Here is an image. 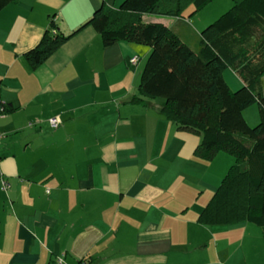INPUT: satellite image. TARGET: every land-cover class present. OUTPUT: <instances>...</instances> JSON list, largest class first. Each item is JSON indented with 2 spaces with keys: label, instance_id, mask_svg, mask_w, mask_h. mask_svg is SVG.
Wrapping results in <instances>:
<instances>
[{
  "label": "crops",
  "instance_id": "0c3cea01",
  "mask_svg": "<svg viewBox=\"0 0 264 264\" xmlns=\"http://www.w3.org/2000/svg\"><path fill=\"white\" fill-rule=\"evenodd\" d=\"M122 1L14 0L0 10V264H262L247 221L198 220L232 157H197L201 134L168 120L163 98L132 100L148 46H105L86 25L38 67L25 59L46 30L70 34L102 3ZM190 9L142 19L190 35L220 12ZM233 73V82L223 74L230 88L243 84Z\"/></svg>",
  "mask_w": 264,
  "mask_h": 264
},
{
  "label": "trees",
  "instance_id": "16d2710c",
  "mask_svg": "<svg viewBox=\"0 0 264 264\" xmlns=\"http://www.w3.org/2000/svg\"><path fill=\"white\" fill-rule=\"evenodd\" d=\"M12 1L0 0V10ZM211 1L123 0L117 7L102 3L70 34L46 30L24 56L36 68L86 25L100 34L105 46L119 40L148 46L132 100L145 104L144 98H163L168 120L180 130L201 134L197 157L211 160L218 152L233 157L199 212V222L247 221L264 227V0H232L227 11L190 35L185 24L168 27L142 19L144 14L183 16L190 8L195 13ZM227 67L243 81L235 91L224 79ZM254 102L260 120L251 126L243 110Z\"/></svg>",
  "mask_w": 264,
  "mask_h": 264
},
{
  "label": "rangeland",
  "instance_id": "374dc122",
  "mask_svg": "<svg viewBox=\"0 0 264 264\" xmlns=\"http://www.w3.org/2000/svg\"><path fill=\"white\" fill-rule=\"evenodd\" d=\"M233 5V1L232 0H212L211 3H208V5L204 6L203 8H201L199 11H197V13H192L191 16L193 18L196 17H200V16H205L206 14L209 15L210 13H212L215 10H218L220 12L216 13L213 17L212 20L216 19L220 14L224 13L225 11H227L231 6ZM142 47L147 48L145 45H141ZM139 57V56H138ZM234 71L232 70V68L230 69V67L226 68L223 72V74H225V76L228 78V80H230L231 82L234 81L235 78H238L234 73ZM235 87V86H234ZM240 86L236 87V88H231L233 91L237 90ZM243 113L245 115V119L247 121V123L251 126L257 125V123L260 120V116H259V110H258V105L257 103H252L248 106L245 107V109L243 110ZM231 156V155H230ZM232 157V156H231ZM232 161H233V157H232ZM249 223V227L246 229L247 234L251 235L252 237L255 238H260L261 244L258 245L256 244V253L259 254L260 257V261L262 262V264H264V227L262 226H258L256 224L253 223Z\"/></svg>",
  "mask_w": 264,
  "mask_h": 264
},
{
  "label": "built area",
  "instance_id": "2783aa9c",
  "mask_svg": "<svg viewBox=\"0 0 264 264\" xmlns=\"http://www.w3.org/2000/svg\"><path fill=\"white\" fill-rule=\"evenodd\" d=\"M138 60H139V57H138L137 55H135V56H133V57L131 58L130 61L134 64V63H137ZM48 121H49V124H50V126H51L52 128H57L58 125H59V122H58V120H57L56 117H50V118L48 119ZM2 136H3V133L0 132V139L2 138ZM0 183H1V185H2V187H3L4 189H7V188H8V182H7L6 179L4 178L3 173H2V170H1V157H0ZM61 263H62V258H61V257H58V258L56 259V264H61Z\"/></svg>",
  "mask_w": 264,
  "mask_h": 264
}]
</instances>
